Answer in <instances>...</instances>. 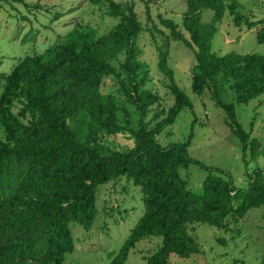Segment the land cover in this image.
<instances>
[{
    "label": "trees",
    "instance_id": "1",
    "mask_svg": "<svg viewBox=\"0 0 264 264\" xmlns=\"http://www.w3.org/2000/svg\"><path fill=\"white\" fill-rule=\"evenodd\" d=\"M86 1L117 23L100 34L79 21L44 50L34 45L9 72L0 70V264H66L75 250L71 224L91 229L98 186L121 176L141 187L145 211L108 264H126L131 251L152 238L161 242L146 264L200 254L197 223L226 228L264 205V167L249 169L251 133L236 109L264 93V53L223 55L212 47L227 13L238 27L260 26V43L264 18L246 14L239 0H186L182 25L189 37L175 21L162 19L194 52L193 92L210 94L242 143L246 182L237 185L231 172L190 154L193 134L166 146L159 141L183 110L195 109L169 64L170 40L157 46L174 96L166 109L147 86L151 67L141 58L145 29L135 2ZM207 9L214 12L209 22L203 20ZM148 30L155 39V29ZM120 135L132 144L117 147L113 137ZM192 164L227 178L211 173L194 191L182 172Z\"/></svg>",
    "mask_w": 264,
    "mask_h": 264
},
{
    "label": "rangeland",
    "instance_id": "2",
    "mask_svg": "<svg viewBox=\"0 0 264 264\" xmlns=\"http://www.w3.org/2000/svg\"><path fill=\"white\" fill-rule=\"evenodd\" d=\"M134 1L144 31L139 38L141 58L151 67L148 87L159 93L161 105L168 109L174 96L166 86L168 78L159 69L158 45L170 40L169 64L175 71L179 86L191 97L195 109L183 110L174 124L159 135L163 145L187 141L191 134L190 154L204 163L225 169L237 185L246 182L247 166L242 143L227 123L225 111L207 93L199 96L192 90L194 52L183 41L175 39L162 19H171L183 28L186 0H117ZM244 12L255 19L264 18V0H239ZM58 15V16H57ZM214 12L204 10L203 20H212ZM162 17V18H161ZM90 23L100 34L109 31L117 19L109 17L86 0H0V70L9 72L20 58L36 47L42 51L77 22ZM157 26V27H156ZM213 39V51L227 54L264 53V43L258 41L257 30L238 27L228 13L220 23ZM149 28H154V39ZM159 31H162L160 33ZM110 81V80H109ZM111 83V81L109 82ZM237 116L244 128L251 133L246 159L249 169L264 167V93L248 104L236 103ZM152 113L150 114V118ZM156 122H153L155 125ZM117 147L132 144L124 136L113 137ZM254 150V152H253ZM194 191L201 189L209 174L226 175L209 171L198 164L182 170ZM98 214L91 227L71 224L75 250L68 254L66 264H108L130 235L132 228L145 211L140 186L126 176L112 179L97 188ZM201 253L189 258L171 254L170 264H261L264 254V205L251 209L239 221H230L228 227L219 228L208 223H197L194 231ZM152 238L140 242L131 251L126 264H146L148 257L160 245Z\"/></svg>",
    "mask_w": 264,
    "mask_h": 264
}]
</instances>
